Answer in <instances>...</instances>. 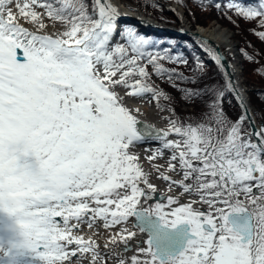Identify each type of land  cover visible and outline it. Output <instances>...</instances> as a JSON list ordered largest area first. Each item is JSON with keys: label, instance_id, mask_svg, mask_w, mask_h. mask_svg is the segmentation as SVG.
I'll return each instance as SVG.
<instances>
[{"label": "snow or ice", "instance_id": "1", "mask_svg": "<svg viewBox=\"0 0 264 264\" xmlns=\"http://www.w3.org/2000/svg\"><path fill=\"white\" fill-rule=\"evenodd\" d=\"M125 6L0 0V264H264V107L210 44L223 82L166 67L188 60L122 29ZM226 10L264 29V0Z\"/></svg>", "mask_w": 264, "mask_h": 264}, {"label": "trees", "instance_id": "2", "mask_svg": "<svg viewBox=\"0 0 264 264\" xmlns=\"http://www.w3.org/2000/svg\"><path fill=\"white\" fill-rule=\"evenodd\" d=\"M164 1L166 3L170 2L179 5L176 3V0ZM185 1L190 4L188 7L194 10L193 13L189 11L187 12V6H182L185 9L187 19L191 21L193 25L206 27L212 20H215L221 27H226L233 31L234 37L239 42V53L243 62L244 76L253 81L250 82L252 85L263 87L264 90V76L260 74V71L264 69V41H262L255 34L256 31H261L264 29H259L255 22H247L244 19L237 17L234 13L227 11L226 4L228 3V0H202V2L201 0ZM153 2H156V0H148L149 4ZM243 2L246 4L255 5L258 3V0H243ZM216 3L221 4V9H217L215 7ZM184 4L186 5V2ZM152 18L158 19V16L153 12ZM145 36L154 41L160 49H170L172 52L180 54L185 59H187L188 65H180V72H183L188 77H192L194 75V70L196 69L198 61L203 62L204 64L206 62L204 59V56L206 55L202 49L203 47L192 42L191 40L183 37L172 36L168 33L161 34L160 31H152L149 35ZM245 52H247L249 55H255L256 62L249 61L245 56ZM162 63L168 64L166 62ZM168 65L175 66L174 64ZM215 72L217 73L219 80L223 82L221 71L215 67ZM177 82L179 85L183 84L179 81ZM256 93L264 96V92L256 91ZM256 93L253 92L254 96H257Z\"/></svg>", "mask_w": 264, "mask_h": 264}, {"label": "rangeland", "instance_id": "3", "mask_svg": "<svg viewBox=\"0 0 264 264\" xmlns=\"http://www.w3.org/2000/svg\"><path fill=\"white\" fill-rule=\"evenodd\" d=\"M124 2L127 5L126 7H128L129 9H135L133 12L140 13L141 15L145 16L146 18H151L152 20L156 21L158 24L162 23L161 26L171 25L168 27H174V26H178V25L182 24L180 21V20H182V18L184 20H188L186 13H185V9L182 6H179V5H176L174 3H170V2L166 3L164 0H156V2L160 6H162V7H156V8H152V6L145 5L144 0H124ZM185 2H186V5L184 4V6H187L186 11L193 13L194 10L192 8L188 7V6H190V4L187 1H185ZM153 12L158 16V19L152 18ZM159 20H161V21H159ZM170 23H172V24H170ZM187 24L190 25V24H192V22L189 21ZM212 26L221 27L219 24L216 23L215 20H212L206 27H203V26H199V27L209 28ZM124 27H131V26H127V25L121 26L122 29ZM134 28L140 34H143L144 36L149 35L152 32V31L147 30V29H141L140 30L139 27H134ZM222 28L228 30V32L231 36L232 43L236 46L237 58L240 61L239 65H240V69H241V75H240L239 80L241 82V86L245 89V92H246L245 94L247 96V99H251L254 101L252 112L254 114V117L256 118L257 124H259L260 123V117L262 115L260 112V108L264 107V96H262L259 93H256V91L264 92L263 87H259L258 85H252V83H250V82H253V81H251L246 76H244V74H243V71H244L243 62H242L241 55L239 53V42L234 37V33L231 29L226 28V27H222ZM160 33L162 34V32H160ZM188 40H191L192 42H194L198 45H201L198 42L193 41L192 39H188ZM202 47H203L202 49L204 51V54L206 55V56H204V59L206 60L205 66L207 68V72H208L210 79L213 82H221L219 80V77L217 76V73L215 72V67L220 70L219 66L216 65L214 60L211 59L209 53L205 50L206 48L204 46H202ZM165 66L169 67V68H177L178 67V71H180V66H177V65L171 66L168 64H165ZM183 66H185V65H183ZM221 74H222V71H221ZM222 78H223V75H222ZM153 79L157 80V84L161 87V89L170 93L174 97V99H175V105H174L175 110L180 116L188 117L192 113H196L199 111L198 107H193V106L187 104L186 102H184L182 93L180 91H178L177 89L172 88L169 83L161 82L156 77H153ZM179 86L180 87H188V88H194L195 87V85H190V84L189 85L180 84ZM253 92H255L257 94V96H254ZM224 109H225L226 113L233 118H235L240 112V109L235 104V101L233 100L231 93L226 96V99L224 101ZM154 119L156 120L155 117H154Z\"/></svg>", "mask_w": 264, "mask_h": 264}, {"label": "bare ground", "instance_id": "4", "mask_svg": "<svg viewBox=\"0 0 264 264\" xmlns=\"http://www.w3.org/2000/svg\"><path fill=\"white\" fill-rule=\"evenodd\" d=\"M121 11L123 13H126V15H129V16H135V15L140 14L137 12H133V10H130L126 6L122 7ZM196 28L199 31V33L208 37L210 40H212L215 44H217L219 46L220 50L222 51L223 55L226 58V62L228 63L232 74L235 77L236 84L238 85L239 91L244 94L245 100H247V96H245L246 95L245 89L241 86V82L239 80L240 75H241V69H240V65H239L240 61L237 58L236 46L232 43L231 36H230L228 30L223 29L222 27H215V26H212L209 28H201L198 26ZM232 94L233 93H231V95ZM235 104L236 105L239 104V101L237 99L235 101ZM144 110L146 112H148L149 121L151 123L156 124L157 127L162 126L161 121H159L158 119H156V120L154 119L155 116L152 114L150 107H145Z\"/></svg>", "mask_w": 264, "mask_h": 264}, {"label": "water", "instance_id": "5", "mask_svg": "<svg viewBox=\"0 0 264 264\" xmlns=\"http://www.w3.org/2000/svg\"><path fill=\"white\" fill-rule=\"evenodd\" d=\"M118 23H119L120 27L127 25V26H131V27H139L140 30L141 29H147L150 31H160L162 33L171 34L172 36H178V37H184L187 39H192L193 41L198 42L199 44H201L205 48L207 45L210 44L215 49V51L223 58L226 66H227V70L231 72L228 63L226 62V58L223 55L222 51L220 50L219 46L217 44H215L212 40H210L208 37L199 33V31L197 29L192 31V30L187 29L186 27H184L181 24L178 27L161 26V24H158L156 21L152 20L151 18L148 19V18L142 16L141 14L135 15V16L123 15L121 17V19L118 21ZM221 71L223 72V70H221ZM232 79L236 83V80H235V77L233 74H232ZM232 98L234 101H236L237 97H236L235 93L232 94ZM237 107L239 108V104H237ZM253 116H254V114H253Z\"/></svg>", "mask_w": 264, "mask_h": 264}]
</instances>
